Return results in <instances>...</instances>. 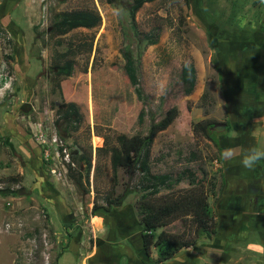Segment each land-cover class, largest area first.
I'll return each instance as SVG.
<instances>
[{
    "label": "rangeland",
    "instance_id": "374dc122",
    "mask_svg": "<svg viewBox=\"0 0 264 264\" xmlns=\"http://www.w3.org/2000/svg\"><path fill=\"white\" fill-rule=\"evenodd\" d=\"M212 1L214 14L207 11L204 0L144 3L135 12L138 31L147 33L152 28L159 29L158 42L147 46L131 27L129 13L132 0H49L51 11L46 28L38 25L37 0H0V29L5 35V39L0 37V60L8 64V71L16 77L13 91L0 98V181L6 185L0 192V264H11L12 258L13 264H17L15 251L19 245V233L6 231L4 223L21 217L30 224L37 209L45 208L41 195L21 184L24 176H28L32 152L29 147L31 137L22 117L28 113L39 116L44 109L48 118H58L55 111L63 110L61 107L65 102L60 104L58 98H52L54 92L58 95L56 81L60 78L55 75L54 64L57 59H64L57 55L68 47L76 52L73 56L75 74L70 79L73 97L70 100L67 92H62V97L68 98L66 103L73 101L77 104L81 117L75 120L78 123L76 129H67L70 139L62 131V128L70 127L64 120H59L60 128L57 126V130L71 144L72 153L76 155H73L76 167L67 175L71 189L61 185L64 188L61 193L67 197L72 209L77 212L78 206L82 207L83 214L75 216L71 224L74 225L73 232L84 226L92 214V207L86 210L85 157L91 160L89 176L90 180L92 176L96 193L94 201L105 205L104 196L112 188L114 196L127 190L130 193L124 197L122 206L115 209L130 210L138 217L136 203L143 193L138 185L141 173L128 174L119 167L113 171L109 150L110 147H118V138L123 135L145 134L153 119H160L168 107L175 105L177 117L156 135L150 147L149 171L152 175H175L184 168H201L206 174L202 187L213 209L217 233L212 239L202 238L196 244L182 248L164 264H264V222L260 215H257V222L263 224L260 233L252 232L246 221H242L243 229L234 231L239 229L236 228L235 217L232 219L236 225L232 223V228L222 225V220L229 218L226 215L229 210L224 207L228 198L238 196L240 200L243 197L246 207H257L264 202V161L253 170H247L240 165L239 155L231 161L220 160V153L225 148H233L237 153L252 147L264 150V41H257L264 32V0H238L236 7L235 21L238 25L252 27L255 24L254 30L260 28L255 34L257 40L249 34L251 29H221L219 25L229 15L233 0ZM78 9L96 12L100 23L90 29L77 28L59 35L52 23L60 14ZM259 13L261 18L255 23ZM82 44L87 49L80 53V48L84 47L77 49ZM89 46L91 50H88ZM122 50H128L133 57L137 85H132L123 72ZM214 59L220 66V73L213 64ZM189 62L195 66L196 83L193 92L186 96L183 94L184 85L174 82L181 65ZM29 64H32V69ZM28 69L31 70L28 71L30 75L32 72L38 75L35 88L40 96L36 100L29 99L31 91L28 94V87L33 82L27 81ZM136 88L143 96L145 116L142 123L138 122ZM5 116L9 117L5 119ZM222 122L228 124V130L216 132L212 129L213 125ZM211 136L217 139L218 147ZM100 147L103 148L93 155V149ZM31 162L35 168L40 166L36 148ZM80 176L82 184L78 185L76 181ZM252 178L258 182L252 184ZM34 180L31 176L29 185ZM48 181L59 186L51 178ZM92 184H88V191ZM190 187L180 183L172 189L162 188L150 199L160 204L182 195ZM45 192L48 193L47 190ZM250 195L257 201L248 202ZM130 211L124 212L128 215L129 231L137 225ZM100 213L104 212L97 210L91 215L92 218H101L99 224H93L94 231L102 223L110 221L109 217L103 219L104 215ZM51 214L53 220L48 213V223L53 243L52 259L55 260L57 251L53 228L61 230L67 224L53 208ZM110 215H116V212ZM262 219L264 221V217ZM166 229L183 232L191 241L195 238L194 227L188 218L185 221L174 220ZM89 230L93 235L91 226ZM96 233L103 237L100 231ZM132 240L138 242L136 236ZM63 241L60 242L62 245ZM129 244L131 259L137 258L140 264H146L148 259L142 249ZM225 250L227 257L225 254L221 256ZM151 256L156 257L155 250ZM73 261L71 252H66L59 259V264H73Z\"/></svg>",
    "mask_w": 264,
    "mask_h": 264
},
{
    "label": "trees",
    "instance_id": "16d2710c",
    "mask_svg": "<svg viewBox=\"0 0 264 264\" xmlns=\"http://www.w3.org/2000/svg\"><path fill=\"white\" fill-rule=\"evenodd\" d=\"M154 0H132L130 3V22L131 27L137 37L146 41V45H155L159 39V29L152 28L147 33H142L137 29V23L135 19V12L143 6L144 3L152 2ZM230 10L229 15L223 21L220 22L221 29L229 30L239 29L254 31L255 24L250 27L247 25L241 26L235 21L237 4L234 3ZM212 0H204V4L214 14L215 8L213 7ZM219 16V15H218ZM261 18V13L255 17L254 22H258ZM219 19V18H218ZM100 23V16L94 12L84 9L71 10L60 14L52 23V27L59 35H64L76 28H93ZM84 47L83 44L78 47ZM87 48H80L86 50ZM91 47H88L90 50ZM76 55L75 50L68 47L64 52L60 53V56L66 59L62 64H54L55 75L71 76L74 70L73 56ZM121 55L124 58L123 72L132 85L138 84L137 68L135 66L132 55L128 50H122ZM213 64L220 73V66L216 59L213 60ZM196 83V69L192 62L183 63L181 69L177 74V79L174 84L184 85L183 94L190 95L195 87ZM58 89L60 87V81H56ZM135 93L138 97V122L142 123L145 116L143 109V98L140 89L136 88ZM62 96V94H61ZM63 110L57 109L58 118L55 120L56 126L59 124V120H64L68 126L73 129L78 127V120L81 117L79 109L72 103H64L61 107ZM76 111V112H75ZM178 108L175 105L168 107L160 119L152 120L145 134L136 132L130 136L123 135L118 138V147H110V153L113 158L111 160V168L113 171L117 167L123 169L124 172L130 174L135 171L141 173V179L138 182L139 187L143 193L140 195L139 200L136 203V209L138 213V221L140 224V238L142 251L145 257L148 259L146 264H164L174 257L182 248H186L196 244V242L202 238L206 240L212 239L217 233V223L214 219L213 209L210 206L207 195L203 190L202 183L206 179V174L201 168H184L182 171L175 175L163 173L152 175L149 171V152L150 147L156 137V135L165 130L177 117ZM59 127V126H58ZM229 128V127H227ZM228 130V129H227ZM212 141L218 147V141L214 136H211ZM260 140V139H259ZM261 140H263L261 138ZM103 147L96 149L101 150ZM77 151V150H76ZM80 153V152H79ZM74 155V154H73ZM76 156V155H74ZM85 173L86 180L84 184H89V170L91 168V160L85 157ZM220 160L222 161L221 157ZM81 175V174H79ZM18 181V180H17ZM78 185H81V176L78 181ZM180 183H186L191 186L185 193L175 197L173 199L155 204L151 201L150 197L160 192L162 188L172 189ZM86 190V189H85ZM2 192V191H1ZM86 192V191H85ZM130 193L125 191L122 195L114 196V188L105 194V205H99L96 201L92 205V214H95L97 210L102 209L105 212H110L119 205H122L124 197ZM188 221L194 227L195 238L191 241L185 237V233L171 232L166 227L174 220ZM256 240V239H255ZM249 242H255L250 240ZM248 242V243H249ZM155 250L156 257L151 256L152 251Z\"/></svg>",
    "mask_w": 264,
    "mask_h": 264
},
{
    "label": "crops",
    "instance_id": "0c3cea01",
    "mask_svg": "<svg viewBox=\"0 0 264 264\" xmlns=\"http://www.w3.org/2000/svg\"><path fill=\"white\" fill-rule=\"evenodd\" d=\"M80 28H83V27H80ZM83 29H88V28H83ZM259 29H256L254 31H249V34L252 35L253 38L256 40L257 38L255 34ZM263 36H264V32L262 31L258 37V40H257L258 43L264 41ZM83 51L84 50H81L80 53ZM57 56L60 57V54ZM38 60L40 61L41 59L38 57ZM65 60L66 59H63L60 61V58H59L57 59L56 62L57 64H62ZM73 61H74V68H75V63H76L75 58L73 59ZM29 65L31 66L30 69H32L33 68L32 64H29ZM28 71H31V70L29 69L27 70V75H26V77L28 78L27 81L29 82V80H31L33 82L32 83L33 85H31L30 88L28 87V90H29L28 94H30V91H31L29 99L33 98L36 100L38 93L36 91L35 84L37 82L38 75H36V73H33V72L30 75L29 74L30 72ZM74 74L75 72L73 70V73L71 76H68V77L60 76V78L58 79L60 81L61 89L57 88L58 95H56V93L54 92L52 94L54 97L52 98L54 99L58 98L57 102L59 101L60 104H62L63 102L66 103V101H68L67 100L68 98L66 97L63 98L61 96L62 92L63 93L67 92L69 94V99L72 100L71 99L73 97V94L71 91L72 82L70 81V79H72ZM72 87H73V84H72ZM72 103H74L77 106L75 102L72 101ZM30 104L32 103L29 102V105ZM55 112H57V110ZM58 114L59 113L57 112V116ZM8 117L9 116H5L4 118L6 119ZM14 124H15V121H14ZM69 128L71 127H67L66 129L62 128V131L65 137H68V139H70V134L69 135L67 134V129ZM17 129L18 128L16 126V130ZM29 142H30L29 147L32 148V152H30L31 155H30V161H29L31 165H28V176L27 174L26 176H24L21 184H23L24 186H28L29 188L28 190H31V188H33L35 191H37L41 195L40 199L42 200L41 202H43L42 206L47 208L51 221L53 220L51 217L52 215L51 208H53L54 212L59 215V218H61L63 222L64 223L66 222L67 224L66 227L62 226L61 230L57 228H53L54 229L53 236L55 238V244H56L55 249L57 251L54 264H59V259H61L65 255L66 252H71L74 258V261L72 262L73 264H140L139 259H137L136 257L134 261L133 259H131V252H130L131 246L129 244V243H132L135 249H139V248L142 249L141 238H140V224L138 221V217L136 218L134 213L131 212L130 210H127V209L125 210V211H130L137 221L136 227L132 228V230L129 231L127 229L128 226L130 225V223L128 222V215L124 213L125 211L123 209L118 210V211L116 209H113L110 212H105L102 209H100L104 212V213H100L101 215L102 214L104 215L103 217L101 216L103 219H106L107 217L110 218L109 222L102 223V225L97 228V230L100 231L101 234H103V237H100V236L98 237L96 233L97 230L93 232V235L90 234L89 228L91 226V215L92 214L89 215L88 221L86 222L84 226L81 225L82 226L81 228L78 227V229L73 232L74 225H71V224H73L72 222L75 219L74 217L77 216L78 213L74 211V209H72L73 207L72 205H70V202L67 200V197L61 193L64 188L61 187V185L55 186L54 183H52L51 181H48L50 177L48 176V174L46 176L44 175L46 172L44 170V165L41 161V155H40L39 148L33 143L31 139L29 140ZM35 148L37 149V155H38V159L40 163V166L38 168H35L31 162V157L34 154ZM240 153L242 152L240 151ZM94 154H96V149H93V155ZM20 174L21 175L23 174L22 169H20ZM31 176H33L35 180H34V183L29 185V178ZM88 179H89V185L92 184V176H91V180H90V176ZM85 180H86V177H84V181ZM89 185L86 184V193L88 194V199L86 201L87 211L91 209L93 202H94L95 194H96L94 193L93 184L91 185L92 189L88 191ZM45 190H47L48 193H46ZM238 199H239L238 196H235L234 198H228V201L224 203L225 204L224 207H226V209H228L230 213L229 212L227 213V211L225 210L226 215H228L229 218H226V219L222 218L224 219L222 220L223 227L229 226L230 228H232L231 224L235 223L232 217H235L237 220V224H238L236 228H239V229H235L234 231L236 230L239 231L243 229L245 226L242 224V221L243 222L246 221L249 223V226H250L249 228L252 232L253 230H256L260 233V229L263 224L259 225V222H257L259 219V216L257 215H260L261 221L264 222L262 219L264 217V205H262L264 204V202L259 205L256 204L257 207L252 204H251L252 205L251 207H246L243 205V202H242L243 197L240 200ZM120 206L122 205H119L116 208H119ZM113 212H116V215L109 216V214H112ZM238 221L240 222V224L238 223ZM133 236H136L138 240L137 243L133 242L132 240ZM62 241H63V245L60 243ZM224 252L225 253L221 252L222 253L221 256H224L223 254H225V256L227 257L228 252L226 250ZM11 264H13V258H12Z\"/></svg>",
    "mask_w": 264,
    "mask_h": 264
},
{
    "label": "built area",
    "instance_id": "2783aa9c",
    "mask_svg": "<svg viewBox=\"0 0 264 264\" xmlns=\"http://www.w3.org/2000/svg\"><path fill=\"white\" fill-rule=\"evenodd\" d=\"M39 9L38 25L46 28L51 11L49 0H37ZM4 32L0 29V37L5 39ZM16 77L8 71V64L0 60V98L13 91ZM35 110V109H33ZM41 114L43 116L41 117ZM39 116L28 113L22 118L27 124L32 141L39 148L41 161L48 176L71 189L67 181V175L71 169L76 167L72 147L57 130L55 119L47 117V110ZM42 118V119H40ZM6 185L0 181V192ZM15 188V187H12ZM78 214H83L82 207L78 206ZM48 212L39 207L32 223H25L21 217L4 223L6 231L18 234L19 245L15 251V262L17 264H54L52 259L53 243L49 233ZM92 234L94 232L92 228Z\"/></svg>",
    "mask_w": 264,
    "mask_h": 264
},
{
    "label": "clouds",
    "instance_id": "9594fccd",
    "mask_svg": "<svg viewBox=\"0 0 264 264\" xmlns=\"http://www.w3.org/2000/svg\"><path fill=\"white\" fill-rule=\"evenodd\" d=\"M238 155L240 156V165L247 170H253L261 161H264V150L256 147H252L242 153H237L233 148H225L220 153L221 159L225 162L235 159Z\"/></svg>",
    "mask_w": 264,
    "mask_h": 264
},
{
    "label": "flooded vegetation",
    "instance_id": "af4514ba",
    "mask_svg": "<svg viewBox=\"0 0 264 264\" xmlns=\"http://www.w3.org/2000/svg\"><path fill=\"white\" fill-rule=\"evenodd\" d=\"M207 8V11L209 12V13H211V14H213L209 9H208V7H206ZM258 101V100H257ZM261 102V101H260ZM222 123H224V122H222ZM225 124V129H227V127H228V124L225 122L224 123ZM230 124V123H229ZM32 140V139H31ZM34 143V142H33ZM35 144V143H34ZM36 145V144H35ZM253 179V178H252ZM258 181L254 178L253 180H252V184H254V183H257ZM257 201L252 195H250L249 196V198H248V202H251V201ZM252 203V202H251Z\"/></svg>",
    "mask_w": 264,
    "mask_h": 264
},
{
    "label": "water",
    "instance_id": "95a60500",
    "mask_svg": "<svg viewBox=\"0 0 264 264\" xmlns=\"http://www.w3.org/2000/svg\"><path fill=\"white\" fill-rule=\"evenodd\" d=\"M212 129L215 130L216 132H220L225 130V124L224 123H217L212 126Z\"/></svg>",
    "mask_w": 264,
    "mask_h": 264
},
{
    "label": "bare ground",
    "instance_id": "6f19581e",
    "mask_svg": "<svg viewBox=\"0 0 264 264\" xmlns=\"http://www.w3.org/2000/svg\"><path fill=\"white\" fill-rule=\"evenodd\" d=\"M93 216H91V226H92V228L94 227V225L93 224H95V223H97V224H99V220L101 219V218H92ZM94 230V229H93Z\"/></svg>",
    "mask_w": 264,
    "mask_h": 264
}]
</instances>
